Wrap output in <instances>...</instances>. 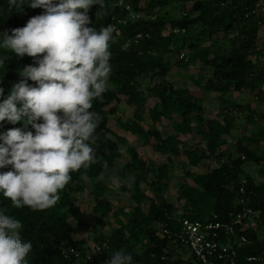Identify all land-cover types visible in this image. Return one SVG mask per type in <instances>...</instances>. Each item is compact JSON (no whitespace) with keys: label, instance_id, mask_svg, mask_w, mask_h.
Here are the masks:
<instances>
[{"label":"trees","instance_id":"trees-1","mask_svg":"<svg viewBox=\"0 0 264 264\" xmlns=\"http://www.w3.org/2000/svg\"><path fill=\"white\" fill-rule=\"evenodd\" d=\"M116 2L105 0L103 7L92 5L88 10L91 23L87 26L97 30L107 25L113 27L116 24L118 27V30L114 29V40L110 42L113 71L109 89L103 94L102 101H93L90 109L100 116L96 129L98 140L94 145L96 161L86 169L71 173L72 180L60 192L61 199L52 208L43 211H33L27 206L15 208L9 198L0 194V208L21 220L22 238L33 244L29 264H80L71 248L85 255V241L75 239L74 233L86 227V216L78 195L87 189L88 178L98 179L91 190L98 215L113 210L112 203L103 198L107 185L101 176L108 182L120 179L122 191L136 203L127 222L117 219L119 226L109 236L99 231L108 224L103 216L93 224L96 244L101 246L100 255L106 261L111 253L123 249L133 254L135 264H201L187 245L174 236L175 232L181 231L180 217L206 219L217 215L219 220L228 221L232 212L236 213L245 206L260 211L264 225V150L258 154L252 148L264 140V125L256 124L255 119L257 102L256 106L253 103L245 106L233 104L234 108L238 107L234 110L242 109L248 124L255 125L257 130L250 137L243 138L237 147L238 157L231 155L228 162L223 160V147L228 142L233 122L227 118H206L203 105L205 93L213 91L225 95L230 91L250 89L258 99L261 97L264 67H258L255 58L264 54V36L260 47L264 16L256 14L254 9L264 0H131L133 11L142 15L134 19L124 7L115 5ZM172 4L174 9H181L179 16L166 10ZM189 4L191 7L187 10ZM44 11L28 5L23 6V11H9L7 0H0V33L8 30L11 34L12 28L26 26L31 17ZM119 19H126V22H119ZM138 34H141L140 38H136ZM185 49H188L187 65L200 63L211 70L204 84L198 82L199 90L177 88L168 79L171 67L162 55ZM8 55L11 59L4 75L0 70L3 75L0 86L5 88V95L21 79L19 71L33 62V58L27 55L16 57L11 52ZM147 80L152 84L145 86ZM29 83L35 85L33 81ZM148 95L155 97L156 101L147 109ZM123 101L133 107L134 112L132 118H117V124L141 137L146 145H151L163 162L146 163L137 149L129 146L128 139L111 128L113 115L119 112ZM147 111L153 124L145 128L142 123ZM218 115L220 117L221 113ZM262 117L264 119V115ZM164 119L171 121V132L165 130ZM13 127L23 129V122L12 125L7 120L2 121L0 133ZM27 130L34 132L31 126ZM194 132L202 139L198 147L185 150L188 163L196 166L207 160L215 166L194 176L195 185L188 182L181 185L179 199L186 201L185 212L177 217L175 205L162 196L166 186L164 180L175 163L173 157L181 155L184 143L181 136ZM123 150L130 154L131 160L125 161ZM247 163L258 166L261 181L245 173ZM11 167L0 171H8ZM148 173L149 176L152 174L151 180ZM82 174L87 179H82ZM131 175L132 187L127 181ZM243 180L246 181L244 184ZM143 182L151 185L154 197L143 192ZM241 187L245 193L240 192ZM144 197L149 199L146 211L141 207ZM240 198L245 202L240 203ZM163 229L169 230V234L164 235ZM242 234L251 242L240 248V261L245 255L264 250L257 230L253 228ZM138 248L140 252L136 251Z\"/></svg>","mask_w":264,"mask_h":264},{"label":"clouds","instance_id":"clouds-1","mask_svg":"<svg viewBox=\"0 0 264 264\" xmlns=\"http://www.w3.org/2000/svg\"><path fill=\"white\" fill-rule=\"evenodd\" d=\"M105 0H7L8 9L42 8L26 26L0 33V70L11 59L32 57L19 71L21 79L5 95L0 86V122L12 125L0 133V194L12 206L33 211L54 207L71 173L96 161L100 116L90 111L109 89L113 68L110 42L114 28L89 27L88 10ZM0 75V85L3 84ZM29 81L35 82V85ZM31 126V129L27 130ZM82 179H87L82 174ZM20 219L0 208V264H29L33 244L22 238ZM105 264H135L132 253L117 250Z\"/></svg>","mask_w":264,"mask_h":264},{"label":"rangeland","instance_id":"rangeland-1","mask_svg":"<svg viewBox=\"0 0 264 264\" xmlns=\"http://www.w3.org/2000/svg\"><path fill=\"white\" fill-rule=\"evenodd\" d=\"M143 1V0H142ZM191 7V4L188 5L187 10H189ZM166 10L171 12V14L179 16L181 13V9L179 7H176L174 9V4L167 7ZM167 32L169 31V27H167ZM261 34H264V25L262 26ZM218 38V37H216ZM222 39V38H220ZM185 53L186 56L184 58H181V53ZM163 60L168 61L170 64V71L168 73V79L175 84L177 88H192L195 90H199L200 87L197 85L198 82L201 81V84H204L206 80L211 75V70L209 67H203L200 63H197L196 65H187V58H188V49H185L181 52L177 53H170L166 55H162ZM259 57L255 58V61L258 62ZM257 59V60H256ZM261 62L263 65L260 67H264V54L260 57ZM152 82L147 80L145 82V86L151 85ZM250 93V92H249ZM206 92L204 99H207L205 103L203 102V105L205 107L204 115L206 118L211 119L212 117L220 118H227L228 121H231L233 124V129L231 131L230 136H228V142L223 147L225 152L224 162L229 161V157L235 156L238 157V151L237 147L240 143H242V140L244 137H250L256 130V127L251 126L248 124L246 119V114H244V111L242 109H237L233 107V104H238L240 106H245V104L253 103L256 106L257 96L254 93V96L251 94L250 100L251 102H247L246 95L240 96L238 98V101H236L233 98L234 101H232L231 97H229V100H226L219 106V97L215 94H211ZM219 96V95H218ZM254 97V98H253ZM156 101V98L152 95H148V100L146 107L151 108L154 106ZM261 109V108H260ZM258 111V108H257ZM134 112V108L128 106L125 101L121 102L119 105V112L115 115H113L111 128L114 132L118 135L125 136L129 141V146H134L141 158L145 160L146 163L154 162L155 164L161 163L164 160L160 155H158L152 148L151 145H146L142 138L138 135L132 134L120 127L119 124H117L116 120L117 118L121 117L123 119L132 118ZM220 117L218 114H220ZM259 114H264V109H261ZM257 117V115L255 116ZM256 119V118H255ZM153 124L152 119L149 116V113L147 111L145 121L142 123V125L145 128L151 127ZM163 126L165 127V130L167 132H171L172 126L171 121L168 119L163 120ZM111 137H114L113 135H110ZM183 140V145L181 146V155L179 157H173L174 158V165L169 170V175L166 180H164V183L166 184L162 196H164L167 201L173 203L177 209V217H180L185 212V199H179V192L180 187L183 183L188 182L192 185H195L194 183V176L205 173L208 171L211 167L215 166L211 161H201L198 165L194 166L188 163L187 157L185 154V150L187 149H193L200 145L202 136H199L196 132L189 134V135H182L181 136ZM201 146L205 147V144H202ZM252 148H254L258 154H261L264 150V140L259 145H254ZM124 156L123 158L125 161L131 160L130 154H128L125 150H123ZM183 161V162H182ZM245 173L250 174L254 176L258 181H261V177L259 175L258 166H255L252 163H247L244 166ZM149 176V173L147 174ZM102 180L105 181L107 185V190L105 191L103 198L105 200H109L113 205V210L107 213L106 215H102V213H99V215L96 213L94 207H95V199L93 197V194H91V190L94 189L95 182L98 181L97 178H88L87 179V189L83 192H80L79 202L80 206L82 207L85 216H86V227L82 231H76L74 233V237L77 240H83L85 241L84 248L86 250V253L93 255L92 248L94 244H96V232L92 229L93 224L96 222L98 217L105 218L107 221V226L101 227L99 231L103 232L105 235L109 236L114 228H117L119 224L117 223V219H121L124 222H127L128 214H130L136 207V203L130 199L129 194L122 191L121 188V180L115 179L111 182H108L103 176L100 177ZM131 177L127 181H130L128 185L133 182L131 181ZM152 174L149 176V180H151ZM143 192L148 195L154 197V193L152 191V187L150 184L143 182L142 183ZM132 187V186H131ZM155 187H158V184L155 185ZM149 206V199L144 197L141 203V207L146 211ZM122 209L126 210V212H123ZM137 252H140V248L136 249ZM94 254L93 256H95ZM96 260H98L97 264H105L106 259H103L101 255H97Z\"/></svg>","mask_w":264,"mask_h":264},{"label":"built area","instance_id":"built-area-1","mask_svg":"<svg viewBox=\"0 0 264 264\" xmlns=\"http://www.w3.org/2000/svg\"><path fill=\"white\" fill-rule=\"evenodd\" d=\"M115 5L124 7L130 12L132 19L139 18L141 13L133 11L131 0H117ZM254 12L259 16H264V2H258L255 6ZM119 22H126V19L118 20ZM113 28L118 30L116 24ZM138 34L136 38H140ZM186 56L181 53V58ZM246 181L243 180V184ZM241 193H245L243 187L240 189ZM240 203H244L245 199L240 198ZM181 225V231L175 232L176 240L181 241L187 245L191 254L195 256L201 264H264V250L245 255L243 260L239 259V250L245 245L250 244L251 240L242 234L251 229L257 230L259 239L264 243V225L260 219V211L254 210L251 207H243L238 212L230 214V220L221 221L217 215L208 217L206 219H192L189 217H180L178 219ZM162 233L169 234V230L163 229ZM101 246L94 244L92 251L93 255L85 252L82 255L80 250L71 248V252L79 259L80 264H93L96 262V256L100 255Z\"/></svg>","mask_w":264,"mask_h":264},{"label":"crops","instance_id":"crops-1","mask_svg":"<svg viewBox=\"0 0 264 264\" xmlns=\"http://www.w3.org/2000/svg\"><path fill=\"white\" fill-rule=\"evenodd\" d=\"M261 31H262V29H261ZM263 36H264V34L263 35L261 34L260 47H262V44H263V42H262V37ZM256 57H259V59L257 58L259 61L256 62V64L258 65V67H260L261 65H263L262 62H261V59H260L261 55L260 56H256ZM260 89L262 90L263 93L261 94V97L259 99L258 98L255 99V101L257 102V108H258V114H257V117H255V118H256V124H258V125L259 124H263L264 125V119L262 117L264 114H259L261 109H264V101L262 100V98H264V83L260 85ZM208 93H210L209 95L215 94L216 96H214V97H216V99H217V97L220 98L219 99V106L223 102H225L226 100H229V97H231L232 101H234L232 97H234V99L236 101H238V98L240 96L246 95V98L248 99L247 102H251V100H250L251 94L254 96V92H252L250 89H246V90H244L242 92L230 91V92L226 93L225 95H221V94H219L217 92H214V91L213 92H208ZM205 101H207V99H204V103H205ZM214 118H216V117H212L211 119H214ZM218 119H220V118H218ZM251 126L255 127V125H251Z\"/></svg>","mask_w":264,"mask_h":264}]
</instances>
